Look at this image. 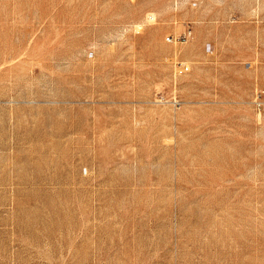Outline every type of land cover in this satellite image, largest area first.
<instances>
[{"label": "rangeland", "instance_id": "obj_1", "mask_svg": "<svg viewBox=\"0 0 264 264\" xmlns=\"http://www.w3.org/2000/svg\"><path fill=\"white\" fill-rule=\"evenodd\" d=\"M258 93L264 0H0V264H264Z\"/></svg>", "mask_w": 264, "mask_h": 264}, {"label": "built area", "instance_id": "obj_2", "mask_svg": "<svg viewBox=\"0 0 264 264\" xmlns=\"http://www.w3.org/2000/svg\"><path fill=\"white\" fill-rule=\"evenodd\" d=\"M181 37H179V40L183 41L187 38V35H184L182 38ZM177 65L178 66H177L176 72L178 75L185 74L190 70V66L185 64V63H179ZM176 104H178L177 101H176ZM255 104H256V107L258 108L259 111L262 110V108L264 106V102L261 100V94L260 93H258L256 98H255Z\"/></svg>", "mask_w": 264, "mask_h": 264}]
</instances>
